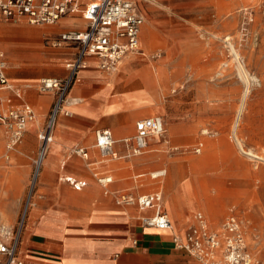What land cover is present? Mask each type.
I'll return each mask as SVG.
<instances>
[{
  "label": "rangeland",
  "instance_id": "374dc122",
  "mask_svg": "<svg viewBox=\"0 0 264 264\" xmlns=\"http://www.w3.org/2000/svg\"><path fill=\"white\" fill-rule=\"evenodd\" d=\"M142 5L141 45L146 56L131 54L130 64L114 72L122 85L109 90L107 97L118 100L116 113L99 118L85 133L83 144L72 148L66 143L58 153L63 160L71 155L82 158L76 150L87 148L91 138L94 149L89 148L91 160L87 162L91 165L78 168L67 163L64 169L60 165L56 174L41 171L35 182L38 133L46 124L47 111L39 116L40 124L31 129L27 126L13 150L7 148L9 139L0 126L5 135H1L0 152V226H17L27 209L22 239L25 244L27 238L31 242L33 235L26 229L38 221L46 206V181H59L63 172L82 177L79 172L89 170L90 177H85L88 186L82 191L66 184V196H83L93 182L100 186L98 177L109 170L114 182L108 194L116 202L122 194L136 197L154 188L137 185H163L164 206L176 223L187 228L186 233L196 212L208 215L210 227L220 230L235 210L244 220L249 249L264 262V0H143ZM26 24L50 31L32 42L41 50L64 48L55 47L52 39L66 30L85 27H79V21L63 27ZM156 53L159 57L154 58ZM58 63L66 66V60ZM149 64L156 78L162 79L158 94L145 82ZM124 70L131 75L122 76ZM153 115L164 120L163 140H151L148 150L139 156L124 157L123 139L135 134L139 119ZM110 121L124 129L121 135L115 132V148L123 156L117 159L103 158L95 147L94 130ZM58 127L56 123L54 136ZM54 144L53 138L50 147ZM103 163L106 166L100 167ZM163 170V176L152 178ZM140 173L143 176L136 178ZM101 190L105 194L106 188ZM31 197L37 203L28 206ZM32 211L39 215L32 216ZM135 220L142 225L139 218ZM25 254L29 252L23 250L22 256Z\"/></svg>",
  "mask_w": 264,
  "mask_h": 264
},
{
  "label": "crops",
  "instance_id": "0c3cea01",
  "mask_svg": "<svg viewBox=\"0 0 264 264\" xmlns=\"http://www.w3.org/2000/svg\"><path fill=\"white\" fill-rule=\"evenodd\" d=\"M74 21L82 22V25L79 26L81 28L85 25L83 29L78 30L86 28V21L81 17H65L56 24L63 27L62 24ZM26 23L24 21L20 24L0 23V50L4 51L8 60L7 74L9 80L20 87L22 92L20 97L9 92L3 95L10 97L14 105L25 103L34 108L37 118L29 124L28 127L31 129L32 126L40 124L39 116L43 112L47 111L49 115L55 100L53 93H41L39 91L40 81L46 77H66L68 69L58 62L66 60L67 64L68 61L75 58L78 47L72 44L64 46V48L41 50L32 42L41 35H48L50 31L28 26ZM3 37H6L7 40H3ZM20 40H25L31 45L24 46ZM89 61V66L80 70L76 82L70 89L68 102L65 105L68 114L63 112L57 120L60 131L54 136L56 146L53 150L50 147L43 162L41 171L44 173L56 174L60 165L64 169L67 163L78 168L91 165L92 163H87L91 160L89 148L94 149V144L90 142L91 138L88 139L87 152L89 158L87 160L76 158L75 155L73 157L71 155L68 160H63L59 158L58 153L66 143L72 148L74 144H83L85 133L97 124L98 119L113 115L119 107L118 100H108L107 92L122 85L120 77L114 72L106 74L99 69L94 58ZM130 62L131 56H128L122 65H129ZM129 75H131V71L124 70L122 76ZM145 77V82L155 87L158 94V86L162 84V79L156 78L151 69V64L145 68ZM67 115L69 117H66ZM67 124L72 128H65ZM99 128H110L114 138L115 132L120 135L124 133V129L117 121H110L106 123V126L94 130V138L95 131ZM1 135L4 133L0 129V152L3 148ZM95 155L96 152L93 150V157ZM139 158L137 161H141ZM105 166V163L100 164V167ZM108 171L98 177L100 186L106 188L105 194L102 193L101 187L93 182L83 196L80 194L66 196L68 193L66 184L70 185L65 181L66 177L85 180L87 184L84 188H86L88 180L85 177H90L89 170L80 171L82 177L63 172L59 175V181L50 179L45 182L48 196L45 197L43 204L46 206L38 221L26 229L27 231L30 230L33 239L28 242L27 238L26 244L24 238L22 239V251L27 250L29 252L28 255L23 256L25 264H202L195 256L176 246L173 235L177 232L179 236L183 237L187 228L185 229V226L176 223L165 206L164 210L174 224L173 231H164L138 224L135 217L138 219L142 215L153 214V210H140L137 206L121 205L113 199L112 195L109 196L108 188L114 180L113 175ZM98 175V173L95 174V176ZM104 176L111 177V182L100 183L99 178ZM142 176L143 174L140 173L136 175V178ZM155 183L156 185H137L138 188L154 187L138 195L161 191L164 204V187L158 182L153 184ZM9 195L11 199L14 197ZM32 198L29 199V206L37 203ZM132 211H135L136 214H133ZM37 213L38 211L31 212L32 216H38ZM27 231L24 237H26Z\"/></svg>",
  "mask_w": 264,
  "mask_h": 264
},
{
  "label": "built area",
  "instance_id": "2783aa9c",
  "mask_svg": "<svg viewBox=\"0 0 264 264\" xmlns=\"http://www.w3.org/2000/svg\"><path fill=\"white\" fill-rule=\"evenodd\" d=\"M143 0H0V23L27 22L32 25H54L65 17H81L86 21L84 30H71L61 33L52 39L55 47L76 45L75 58L68 61V75L64 78H43L39 83L41 93H53L55 100L39 133V150L34 160V181L36 182L54 138V128L68 98L70 89L76 82L81 69L96 60L99 69L106 73L115 72L122 62L131 54L145 57L140 35L145 23ZM155 57H159L156 53ZM8 60L0 50V125L5 128L9 144L13 150L23 138L27 126L36 120L37 113L29 104L14 105L6 92L21 96V89L11 82L7 74ZM135 134L124 138V157L139 156L145 153L151 140L160 143L164 138L165 124L161 116H150L136 122ZM116 139L110 128H99L95 131V147L102 157L117 159L123 156L115 149ZM78 154L87 156V149L79 148ZM165 171L152 174L158 178ZM112 178L104 176L99 182L106 184ZM75 190H82L87 182L66 177ZM118 203L137 206L140 210H153V214L142 215L139 219L142 226L155 227L159 230H171L172 221L164 210L163 194L156 191L132 196L122 194ZM31 199V198H30ZM27 209L22 221L17 226H0V264H25L22 256V235ZM195 222L186 233L184 241L174 234L176 246L195 256L204 264H264L256 259L249 249L244 231V220L235 211L226 217L222 228L214 230L202 212L194 215Z\"/></svg>",
  "mask_w": 264,
  "mask_h": 264
},
{
  "label": "bare ground",
  "instance_id": "6f19581e",
  "mask_svg": "<svg viewBox=\"0 0 264 264\" xmlns=\"http://www.w3.org/2000/svg\"><path fill=\"white\" fill-rule=\"evenodd\" d=\"M128 57V56H127ZM67 102H68V98H67V100H66V103H65V105L67 104ZM65 105H64V108H63V112L65 113V114H68V111L65 109ZM56 146V144H54V146L52 147V150L54 149V147ZM76 151H78V150H76ZM78 153V152H77ZM249 154H251L250 152H248ZM46 158V157H45ZM82 158L83 159H85V160H87L88 158H89V153L87 152V156L85 157V156H82ZM45 160V159H44ZM44 162V161H43ZM160 173L161 172H163V171H159ZM159 172H157V173H159ZM30 205V202H29V200H28V206ZM172 225H173V228H172V231L174 230V224H173V222H172ZM171 231V230H170ZM181 237V236H180ZM184 237H186V231H185V233H184V236L183 237H181L182 239L184 238ZM200 262V261H199ZM202 263V262H201ZM202 264H204V263H202Z\"/></svg>",
  "mask_w": 264,
  "mask_h": 264
}]
</instances>
